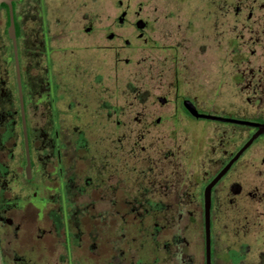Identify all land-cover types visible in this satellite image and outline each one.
Instances as JSON below:
<instances>
[{"label":"flooded vegetation","instance_id":"flooded-vegetation-1","mask_svg":"<svg viewBox=\"0 0 264 264\" xmlns=\"http://www.w3.org/2000/svg\"><path fill=\"white\" fill-rule=\"evenodd\" d=\"M110 7L115 17L109 15ZM103 14L105 22H96ZM196 15L204 20L196 19ZM11 24L28 141L29 176L25 172L14 47L8 35ZM3 38L10 49L7 61L9 66L13 65V71L8 70L13 93L0 102V114L8 111L5 122H13L11 118L16 116L26 181L15 191L19 199L10 201L21 200L27 209L31 206L36 211L33 217L38 220L43 216L49 232L50 227L61 229L68 264H73L71 241L76 242L81 234L79 230H70L69 221L83 205V193L90 198L100 189L109 194L110 207L129 210L127 213L124 208L117 217L114 213L119 231H124L125 225L130 226L127 223L130 213L134 219L132 226L139 223L150 232L154 228L148 239L159 241L160 250L166 249L165 264H206V252L208 264H264V0H207L206 4L197 0H138L135 5L130 0H0V64H7L3 58ZM135 54L139 56L136 62L141 65L140 78L154 80L170 97L156 96L154 104L139 103L146 106L144 113H140L141 121L150 129L169 121L154 136L170 137L180 127L188 143L184 150L173 151L171 155L160 146L155 169L148 165L147 158L140 157L139 170L154 171L147 185L138 187L139 197L130 199L123 189L124 172L120 167L95 170L92 152L81 143L77 132L65 124L69 118L78 117L79 88L91 83L89 88L96 90L98 98L99 92L111 88L109 72L114 70L115 60L130 63V57ZM24 61L39 64L42 74L37 86L32 85V75L24 72ZM84 62L90 71L82 69ZM92 62L96 64L89 65ZM85 70L90 77L91 73L98 74L96 81H90L89 77L83 81ZM6 85L8 82L4 87L0 83L3 93ZM28 92L32 95L30 99ZM36 99L48 109V125L38 135L52 143V156L48 153L46 156L48 162L52 158L56 164L54 173L50 169L46 172L49 182L45 183L46 195L38 197L41 204L35 203L34 192L41 185L36 180L34 156H31L28 114L30 100ZM218 102L227 107L228 113L214 110ZM104 106L99 104L98 112ZM151 107L159 108L154 122L148 118L147 110ZM55 108L59 111L56 121L59 127L52 134L51 109ZM136 121L131 116L123 123L126 137L141 138L139 133L135 137L130 135L129 126L135 127ZM191 121H211L215 127L204 134L203 130L195 131L185 125ZM12 122L5 123L0 145L13 136ZM69 142L74 143L72 154L68 152ZM83 156L88 160L87 166L85 170H76L74 165ZM125 163L115 162V165ZM3 166L0 185L6 175ZM94 173L99 174L100 183L91 178ZM114 176L117 182H110ZM76 179H81V184L72 187ZM118 191L121 198L116 200ZM6 201L0 192L1 215ZM51 217H58L59 225ZM179 221L183 222L181 226ZM24 236L31 237L32 242L18 248L11 260L4 257L0 246L1 264H13L29 255L30 250L44 254L45 248L35 247L36 240L42 239L39 234L26 232ZM165 242L169 245H163ZM115 248L117 254L125 253L124 246ZM34 259L40 264L36 255Z\"/></svg>","mask_w":264,"mask_h":264},{"label":"rangeland","instance_id":"rangeland-1","mask_svg":"<svg viewBox=\"0 0 264 264\" xmlns=\"http://www.w3.org/2000/svg\"><path fill=\"white\" fill-rule=\"evenodd\" d=\"M137 1L138 0H130V3L135 5ZM197 2H204L206 4L207 0H197ZM114 12L115 11H113V8L110 7L109 15L115 17L116 14H114ZM105 16L106 15L104 14L99 15V18L96 22H105ZM131 17L132 16H130V18ZM198 17L200 16L196 15L195 18L198 19ZM201 19L199 18L198 20ZM154 34L156 36V33ZM3 39V58L6 60L8 65L4 62L0 64V83L3 85V87L5 84H7V82L8 85H6L5 90L7 93H3L0 90L1 103L2 100L5 99V96L11 95V93H13L12 83L9 79L10 76L8 73V70L10 69L13 71V65L9 66L10 62L7 61L9 60L8 56L10 55V49L7 40L5 38ZM132 42L138 43V40ZM138 57L139 56L137 54L130 57V63H120L117 61V59L115 60L114 70L109 72L111 75V81L109 83L111 88L108 91L99 92L100 95L98 98L96 90L89 88L91 83L88 82L85 85L83 84L82 87L79 88L80 96H78V100L80 101V108L78 109V117L75 120L72 117L69 118V121L65 124L66 127H69L73 131L77 132L76 134L78 135V139L81 141V143L87 145L88 151L90 150L92 152L93 167L95 170L104 166L106 168H112V166L120 167L119 170L124 172L123 189L125 194L130 199L139 197L137 191L138 187L140 184L142 187H145L148 183L149 176H151L152 172L154 171H140L137 165V161H139L140 157L147 158L148 165L155 169V161L157 160L156 152H158L157 150H160V146L161 148H165V150L170 151V153L167 152V154L171 155L173 151L175 152L178 150H184L185 145L188 143L186 136L181 133L182 128L180 127L175 128V134L170 137L158 138L154 136L158 135L157 132H159L160 128L163 129V127L167 126V123L170 124L169 121L160 126L158 125L157 128H152L153 130L150 129L147 123L144 125V123L141 121V119L143 120V117L140 118L139 116L142 111L144 113L146 106L145 104L140 105L139 103L145 102L154 104L156 103V96H166L168 99L170 97H168L169 95L165 94L162 88H158L154 80L148 79L146 81L140 78L139 69L141 68V65L136 62ZM95 64L96 63L92 62L89 65ZM7 67L9 68L7 69ZM23 68L26 75H32L31 82L33 87L37 86L42 74L41 70H39V64L24 61ZM82 69H89V71L91 70L86 64ZM85 71H83V73H86V75L84 73L82 76L83 81H88V77L89 79L91 78L90 81H96V76L98 74L91 73L90 77L87 73L89 71ZM5 73L7 74L5 75ZM23 82H25V80ZM143 84L147 86L146 89H148V91H145ZM28 95L30 99L32 96L31 93L28 92ZM55 99V101H58L59 96H57ZM101 103H104L106 106L103 107V111L98 112V107ZM107 107H109V111L106 110ZM157 109H155V107H151L147 110L148 114L150 115L148 118L151 121L153 120V122L156 116H159V111H157ZM225 109H227V107L223 108L222 103L219 102L214 106V110L218 113H228ZM3 111L4 112L0 114V119L3 120V122L0 124V133L3 132L4 128L7 127V123L12 122L4 121V117L8 115V111ZM0 112H2L1 107ZM47 112L48 109L44 108V105H42L37 99L35 102L30 100L28 114L32 133L31 156L32 158L34 156L36 180L41 185L39 188L40 190L36 189L34 192L36 204H41L38 202V197L40 195H46L45 183L49 182L46 180L48 178L46 172L50 169V171L54 173L56 169L54 160L51 158L48 162V158L46 156L47 153L52 156V150L50 149L52 143H48L49 141H44L43 135H38V131H42L43 127L48 125L46 116L48 114ZM51 112L53 125L49 130H51V133L54 134V132H56L59 127L57 125V120L59 118L58 108L51 109ZM131 116H133L134 119H137V121L139 120L141 122L136 121L137 125L135 127L132 125L129 126L130 135L135 137V135L138 136L139 133L141 138L133 139L132 137H126L127 129L126 126H123V123H126L125 121ZM11 120H13V136L4 142L3 145H0V167L2 166L4 168L3 164L6 166V171H4L6 172V175H4L3 184L0 185V188L2 187L0 192H2L3 198L9 201H6L5 204L2 203L4 204L3 207L5 209L4 210L1 208L4 210V215H1L0 212V246L3 255L8 260H11L12 257L15 256V252L18 250V248L21 246H26V244H30L32 242L31 237L28 238L27 236H24L26 232H32L33 235L39 234V236L42 237V239L39 241L36 240L35 243L38 244L35 245V247L40 249L45 248L44 254L39 252L36 254L35 251L30 250L29 255L21 257V260H17L13 264H36L34 259L35 255L36 260L40 264H68L66 249L64 248L63 244L64 238L63 234L61 233V229L54 230V228L52 229L50 227L51 232H49L48 225L43 222V216L38 220L33 217V215H36L33 214L34 212L36 213V211H34L31 206H29L30 209H27L26 207H23L24 205L23 202H20L21 200L10 201L11 198L19 199V196L15 195V191H17L19 185L22 186L26 183L22 174L23 151L20 130L17 126V119L15 115L13 118H11ZM118 123H120V126H118ZM185 125H189L188 127L194 129L195 131L203 130L205 131L204 134H207L211 128L215 127V123L211 121H191L188 124L185 123ZM73 146V142L68 143L69 154L74 152ZM116 159H119V162L116 161ZM69 161L72 162L73 160L70 158ZM87 161L88 160L83 156L80 161L75 163L74 166L76 167L77 165L76 170H79V168H83L85 170ZM124 161H126V163L122 166L115 165V162L123 163ZM73 167L72 169H74ZM108 170L109 169L105 171ZM120 175L122 176V174ZM164 175L165 174L162 176L164 177ZM98 176L99 174L97 173H94L91 176L95 183H100V177ZM117 179L118 178L114 176L110 177L109 181L117 182ZM78 184H81V179H76L75 184H72L71 186L74 187ZM72 191L74 192V190ZM180 192L181 188H179V193ZM74 194L70 195L74 197ZM83 194L84 195L81 198L83 200V205L78 207L77 210L79 211L76 213V215L72 216L70 219L72 221H69L71 231H81L77 241H71L73 244L71 250L72 257L70 260L73 262V264L78 262H81L82 264H160L162 262V264H165L163 261L168 258L166 249L164 248L165 251L160 250L157 248L160 246L157 244L159 241H150L148 239V235H150L154 228L150 232V230L145 229L139 223L132 226L131 223L134 222V219L133 215L130 213V215L127 216V223L129 222L130 226L125 225L124 231H119V228L117 227V219L114 218V213L116 212V217L119 216L118 214H122V211L125 207H110V196L104 189L93 192L90 198L87 197L86 193ZM119 194V191L116 192L114 197L116 200L121 198ZM0 207H2L1 204ZM136 209L137 208L135 207V210ZM126 212L129 213V210ZM154 213L156 212L154 211ZM51 218H53L59 225L60 220L58 217ZM135 220H139L138 215L136 216ZM184 220L185 219L182 221ZM182 221L177 223H179V225L183 224ZM17 226L20 227L18 232L16 231ZM117 245L121 248L124 246V251H122L121 248L118 249L119 251L125 252L124 254H117V250L115 248ZM163 245H169V243L165 242Z\"/></svg>","mask_w":264,"mask_h":264},{"label":"water","instance_id":"water-1","mask_svg":"<svg viewBox=\"0 0 264 264\" xmlns=\"http://www.w3.org/2000/svg\"><path fill=\"white\" fill-rule=\"evenodd\" d=\"M8 35L12 39L13 47H14V54H15L14 58H15V67H16V76H17L18 88H19L20 110H21V117H22V127H23L25 156H26L25 172H26L27 176H29V174H30V159H29L28 141H27L26 125H25V119H24V110H23L22 95H21V88H20L19 66H18V59H17V55H16L15 38H14V34H13L12 24L10 25V27L8 29ZM204 209L206 211L205 214H207V204H206V202H205V205H204ZM206 250H207V247H206ZM205 261H206V264H208V254H207V252L205 254Z\"/></svg>","mask_w":264,"mask_h":264}]
</instances>
